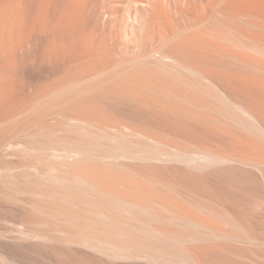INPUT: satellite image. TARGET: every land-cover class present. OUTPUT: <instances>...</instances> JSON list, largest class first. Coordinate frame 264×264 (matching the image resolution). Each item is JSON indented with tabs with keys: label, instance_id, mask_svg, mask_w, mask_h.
<instances>
[{
	"label": "bare ground",
	"instance_id": "1",
	"mask_svg": "<svg viewBox=\"0 0 264 264\" xmlns=\"http://www.w3.org/2000/svg\"><path fill=\"white\" fill-rule=\"evenodd\" d=\"M26 1L25 3H27ZM45 1H49V0H45ZM74 1H77V0H74ZM74 1L71 2L72 8L73 6L74 7L76 6L74 5ZM178 1L183 2L184 0H177L176 2ZM20 2H22V0ZM20 2H18L19 4H15L16 3L15 2L14 3L15 6L16 5L19 6ZM42 2H44V0ZM176 2H174L175 5H176ZM182 2H179L180 6ZM7 3L8 2H6V4ZM22 3L21 5H23ZM76 3L80 4V0H78V2H75V4ZM48 4L49 2H47V5ZM68 4H63V5H66L67 7ZM81 5H83V3ZM3 6L0 7V25L3 24L4 26V23H8L7 21L9 20L8 18L10 16L9 12L11 13L12 10L6 11L8 9L5 8V3ZM43 6H45L44 3H43ZM68 6H70V4ZM77 6L74 8L75 11L79 9ZM21 7L19 9H22ZM48 7L50 6L48 5ZM71 7H68L71 9V11L68 10L67 8L69 13L66 10L64 11L65 13L64 15L66 16L67 14L73 15V13H75L76 15L72 17H74L73 19H75L74 23L77 21V24L75 23L74 25L73 19L69 20L71 19V16L68 15L69 19L66 18V16H64L68 20V21L66 20L67 21L66 25H68V22L71 21V24H70L71 27L73 26L72 28H75L74 26L78 25L77 27L80 33L81 29H79L80 27L79 25H82L83 23L81 22L86 21V20H84L85 18L82 19L81 17H79L83 15L79 13V11L82 9H80L79 11L77 10V12H74V9H72ZM81 7L84 8L83 6ZM185 7L186 6L181 7V8L185 9ZM40 8L42 7H39V9ZM64 8L65 7H63V9ZM175 8H169V10L170 9L173 10ZM181 8L179 7L180 11H181ZM4 9H5V12H7L9 15L7 16V18H4V16L6 17L5 15L6 13L4 14V12H2L4 11ZM27 9L29 8H26L25 10L27 11ZM49 9L50 8H48V10ZM166 9H168V7H166ZM179 9L177 13L180 12ZM42 10H38V11L36 10V11L39 12ZM185 10L189 11L191 17L190 19L188 18L189 21L185 20L187 21V25L183 29L181 28V30L178 29L181 31V32L180 31L178 32H180L181 35H183L184 32H188V33L186 35L184 34L185 35L184 37L182 38L180 37L181 39L179 40V42H178L179 38H176V36H174L178 42L177 45L175 44L176 46L173 47L174 49H171L169 51H164L166 45L170 43L168 41L169 43L167 42L165 47L162 46V48H164L163 51L155 50V51L149 52L148 54V56L150 57L152 56V58L154 57L155 61L157 59V62L165 64L164 67L167 66V68H163L164 71L161 72V74H159L157 77H154V79L151 78L152 80L150 79L140 80L137 78V80L134 81L135 78L132 76V78L134 79H132L133 82L130 81L131 82L130 83V82H127L130 80L129 79L130 77H128V80L127 78H125L127 80L125 81L129 83V85L128 84H125L126 86L124 85L128 89L122 86V90H126V91L128 90L127 92L129 93L130 99L132 100V102L131 100H128V98H125V99H127L128 102L130 101L131 104L135 102L136 105L141 106V107L139 106L135 107V109L137 110L136 115L139 116V117L137 116L138 122L137 121H135L137 123L131 122L128 119L129 115H128V118L123 117L122 119L121 115L123 114H121L120 115L121 119L118 118L116 120L117 122L116 125L111 126L112 125L111 122L114 118L112 115L113 118L112 120H110L111 118L109 117L112 113L111 112L109 116L106 115V117L108 116L107 119L111 121V122L108 121L110 125L108 122H106L105 123L106 125H104L103 123L105 122L106 118H104L105 115L103 114H105L106 112L101 115L103 116L104 120L100 118L101 116L98 115V113H94V115L92 113H89V114H92L90 116L98 117L101 120L100 122L98 121L96 122L99 124H95L94 122L96 120L95 117H94L95 120L92 119L93 120L92 122L89 121L91 119L88 120V118H90L89 115L87 116L88 117L87 120L84 119L86 116L83 118V116L85 115V113L88 112V110L85 112L84 110H82V112L80 110V112L83 114V116L81 114L82 118L78 116L74 118L73 115H71L72 117L70 118H72V120L74 119L73 121L76 123L75 124L76 127L74 126V124L73 126L71 125L70 126L71 128L75 127L76 132H81L80 136L81 137L83 136V137L82 138L80 137L79 139H74V138L70 139L72 138V135L71 137L69 135L70 138L66 135L67 138L66 137L65 139L64 137L62 138V141L59 144L60 146L55 145V143H51L48 146L46 145L48 147L47 151L51 155V157L59 161L57 162V164L58 163L60 164L61 163L60 161H62L61 165H67L69 163V165L71 164L72 168L70 166H64L65 169L63 170L62 169L63 167L58 164L60 168L59 167L55 168V166L53 167L51 165L53 167L51 168V171L47 169L48 171L41 172L37 168L34 171L38 176H41L42 178L41 180H43L42 183L44 184V186L41 183L42 188H46L50 190L49 191L50 193L47 191L48 194L46 191H45L46 193L41 194L44 196V197L42 196L43 199L46 198V201L49 200L47 202H49L50 208L53 209L51 212L59 216L60 220L62 219L61 223L63 226L60 227V231L59 229L56 231L60 232V234L62 235L61 239L63 240L64 244L68 246H74V247L75 246L84 247L87 251L89 250V252H92L93 257L95 258L97 257L94 255V253L108 260L128 261L129 264H235L234 258L240 261H244V262L247 261V258H246L247 252L246 250L243 249V247L249 248V246H251V247L258 248L264 245V221L257 220V219H255L256 220L255 221L252 218L255 222L254 223L253 221L249 220L251 219L249 217H247V220L249 221L245 220L246 217L244 219H241L243 217L239 218L242 215H236L238 211H234V208H233V206L236 203L233 204L232 206L231 202L225 198L227 196H224L225 195L224 191L226 192L225 182H224L225 184L222 182H220L222 184H219L218 183L219 180L216 181L214 179L212 180L213 182H211L209 179H208L209 181H205L197 177L198 173H200L199 175L203 174L202 175L203 177L205 172L210 173V171L211 172L215 171L219 173L220 172L225 173L226 171L227 172L230 171V173H237L238 171L245 170L244 172L246 173L247 171L249 175H251L249 172L251 173L253 172V174L254 173L259 174V177L260 176L261 177L260 178L258 176L256 177H258V179H262V182L264 183V142H262L264 141V0H206V1L196 0V2L192 4L191 3L188 4ZM12 12H13L12 15H14V10ZM16 12L17 11L15 10V13ZM43 12L45 13L44 10L41 13ZM70 12H73V13H70ZM166 12H168V10ZM2 13L4 16L2 15ZM27 13H28L27 15H29V12ZM60 13H63V12L61 11ZM177 13L176 15H178ZM181 13H183V16H184L185 12L181 11ZM157 14L159 13L157 12ZM157 14L154 13V15H152V17H149V18L151 19L158 18L159 15L157 17L155 16ZM38 15L40 16V14ZM171 15H174V14H171ZM1 16L3 17L1 18ZM21 16H23V13L21 14ZM56 16L60 17L58 15ZM75 16L78 17L77 20H76L77 17L75 18ZM167 16H169V14ZM26 17L25 18L28 19V16ZM62 17L63 16H61V18ZM23 18L21 17L19 19V22L24 23L21 20ZM1 19L3 21L7 19V21L5 20L6 22L2 23ZM36 19L39 20L40 18H36ZM49 19H53V17L51 16L50 18L49 16ZM41 20H43V17L41 18ZM55 20H59L58 23H55L53 20L55 25H53V27L49 25V27L43 28L44 31L46 30V28L47 30H49L50 27H52V29L54 28V30L59 29L56 27L59 25V22L61 19H55ZM62 20H61L62 23H60L61 25L64 24L63 22L65 19H62ZM154 20L155 19L152 20V23ZM48 21L50 23V21L52 20H48ZM78 21H80L81 24H79ZM168 21L170 24H172L173 19L171 18ZM14 23L17 24L18 21ZM20 24L21 23H18L17 25H20ZM25 24H28V22H26ZM25 24H22L20 26H24ZM40 24L41 23H39L38 26H40L41 28ZM44 24L42 23L43 27L45 26ZM56 24L58 25L56 26ZM153 24H155V22ZM170 24H168L169 27H170ZM17 25H14V27L12 26L11 29L18 28ZM33 26L34 25H32V27ZM62 26H65V24ZM90 26L92 27L93 25H90ZM1 27L0 29L6 28V27L5 28L4 27L1 28ZM65 27L67 28V26ZM23 28L25 29V26ZM28 28L31 29L30 27ZM66 28H64V30ZM88 28L89 27H87V29ZM7 29H10V28H7ZM60 29L62 32H64L62 27ZM60 29L58 30V33ZM71 29H67L65 32L67 33ZM20 30L17 31V34L20 32ZM25 30L27 31V32L25 31L26 33L30 31V30L28 31L27 28ZM78 30H76L75 28V32H78ZM165 30L166 29L160 32V35L163 36L164 38H165V34H167L166 33L167 30L166 31ZM13 31H16V30L13 29L12 32ZM85 31H83V33ZM90 31L92 32V30H89V33ZM7 32H9V30ZM36 32L37 34H39V31H35L34 33ZM71 32H73V29L71 30ZM174 32H176V30ZM178 32H176V34ZM0 33H2L1 30H0ZM23 33L22 31L19 33L20 37H21V34ZM55 33L59 37L60 33L59 34H57V32ZM6 34L5 36H7ZM17 34L16 35L14 34V35L18 36ZM74 34H75V37L79 35V34L76 35V33ZM84 34L86 35L87 32H85ZM53 35H51L50 38ZM61 35L63 36V34ZM66 36H69V35H66ZM1 37L3 38V36ZM11 37H10V40H11ZM75 37L73 36L72 38L75 39ZM81 38H80V41H81ZM53 39H51V41H53ZM73 39L70 41L68 38V40L70 41L69 43L71 44L69 43L65 44L64 42L66 40L63 41V43H61L63 39L60 40L61 42L58 41L59 44H57V41H56L55 44L57 45H55V48H54V42H55L54 40L52 48L55 51L52 48H50V51L53 50V54L54 52H57L58 54L60 52L59 55H61V53L66 54V52L71 54L72 49H74L72 48L73 45L74 44H75L74 46L78 45L76 44L78 40L74 42ZM84 39H86L85 36H84ZM84 39L82 38V40ZM88 39L89 38H87L86 40ZM166 39L165 40L162 39L164 41L161 43L164 44ZM172 39H173V36H172ZM7 40H9V38L4 40V42ZM19 41L20 40L18 36V41L16 42H19ZM99 41L100 43L105 42V40L104 41L99 40ZM1 42H3V40H1ZM10 42L8 43L11 46ZM87 42L88 41H86L85 43ZM22 43L23 42L21 43L19 42L17 44H14V45L12 44V45L13 46L16 45V47H18L17 45L22 44ZM72 43L74 44L72 45ZM100 43L98 47H97V44L95 46L96 48L101 47L103 50L105 48V47L103 48L105 43L104 45L102 44L103 46L102 45L100 46ZM0 44L2 45V43ZM50 44H52V42ZM47 45L49 46V44H46L45 46ZM85 45H88V43ZM91 45L93 46V43L90 44V46ZM168 47L170 46H167V48ZM0 48L3 49V47H0ZM7 48L8 47H6L5 49L7 50ZM76 48L78 49V47H75V49ZM8 49L10 50V47ZM57 49H59V52ZM82 49H86V48H82ZM93 49H94V46L92 50ZM94 50L96 52V49ZM100 50L99 52L101 54ZM104 50L106 51L107 49H104ZM4 51L2 50V52ZM48 51L49 49L47 50V52ZM78 52L83 53L82 51H79V49H78ZM84 52H85L84 54L91 53L89 52V50L87 53L86 51ZM44 53H46V51ZM57 53L56 55H58ZM47 54L48 55L50 54V58L54 57L55 55L54 54L51 56L52 53L50 52ZM65 54L64 55L62 54V55L65 56ZM69 54H66V55H69ZM89 54L88 56L87 55L86 56L90 57ZM3 55H6V54L4 53ZM63 56L59 58L62 60V58H64ZM71 56H73V54ZM93 56L95 55H92V57ZM55 57L58 60V57L57 56ZM74 57L73 59H75ZM87 57H84V58H87ZM150 57H147L148 58L147 63H149ZM94 58L96 59V57ZM87 60L88 59H85V61ZM77 61H79V58ZM104 61L105 60H103V62ZM128 61H129V58L126 62ZM91 62L92 61H90L89 64H85V63L84 64L86 66H89L90 64L91 65L93 64ZM122 62L124 63V59L122 60ZM116 63L119 64V62H116ZM99 64H103V63L99 62ZM138 65H141V64H138ZM107 66L109 65L107 64ZM107 66L103 65L102 67L105 68ZM112 66L114 67V64ZM120 66H121V63H120ZM120 66H115L116 67V68L114 67L115 70L123 68ZM145 66H147V64ZM83 67L82 69L80 68L82 71L83 69H86L85 66ZM110 67L108 68L110 69ZM117 67H120V68H117ZM127 67L123 69L127 70L126 69ZM137 67L135 68L138 69ZM98 68H99V72H102L100 71V66ZM81 70L79 74L81 73ZM138 70L141 71V69H138ZM78 71L79 70H77V72ZM105 71L107 70H103V72ZM136 71L137 70H135V72ZM133 72L134 71H132L131 74ZM120 73H117V74L120 76ZM136 73H138V71ZM144 73L139 72L138 74H144ZM150 73L145 74V75H147V77L148 76L153 77L154 76L153 73L152 75H149ZM90 74L91 75L93 74L92 77L95 75V73H90ZM190 76L194 77V79H191ZM81 79L83 81V78ZM1 81H2L1 83L3 84V80ZM106 82L104 84L103 83L102 84L97 83V84L99 85L101 84L102 86L103 85L105 86ZM2 84H0V90L4 91V89L1 88ZM7 84H10V83H6V86L10 88V86H8ZM77 84H75L76 86L75 85L74 86L77 87ZM108 84H110V82L107 83V85ZM65 85L67 86V83ZM119 85L120 84H118V87L120 89L121 86ZM69 87L67 86L66 88H69ZM92 87H94V85H92ZM92 87H89V88L92 89ZM101 87L99 86L100 88L99 90L102 91ZM107 87L108 86H106V88ZM66 88H62V89H66ZM10 89H14V88H10ZM85 89H84V92H85ZM72 90H74V88H71V91ZM95 90L97 89H94V91ZM112 90H109V91H112ZM106 91L107 90H105L104 93H106ZM15 92L16 91H14V93ZM68 92L70 91L67 90V93ZM90 92L91 94H94L93 91H90ZM96 92L98 93L99 91H96ZM118 92L115 94H118ZM2 93L4 94V92ZM2 93L0 91V94ZM10 94L8 95L10 96ZM15 95H17V93H15ZM87 95H90V94H87ZM14 97L12 98V100L14 99ZM102 97L104 96H101V98ZM112 97L114 99L113 95ZM121 97L124 98L125 96L120 95L117 98L118 99L120 98L122 100ZM68 99L71 100L69 97ZM92 99H96L95 96ZM125 99L123 100L126 102L125 103L126 105L127 101ZM83 100H82V103H83ZM96 100H91V101L93 102ZM121 100H118V101L121 102ZM105 101L106 100H104V104L107 103V102L105 103ZM130 102H129V109L134 104L133 103L131 105ZM87 103L89 104V102ZM115 103L116 102H114V104ZM12 104L14 103L12 102ZM4 105L6 106L5 103ZM80 105H79V108L83 104L81 106ZM121 105H124V104H121ZM88 106L90 108V105ZM102 106L104 105L101 104V108ZM113 106L115 108V105ZM104 107L102 109L106 110L107 107L105 108ZM0 108H2V106ZM118 108H117V111H118ZM113 109L111 108L110 110L113 111ZM143 112H145V114ZM16 113L14 112L13 114L12 112L11 114L14 116V115H17ZM22 113H19V114H22ZM99 114H101V112ZM132 115L134 114L132 113ZM142 115H150V116L157 115L159 118L162 117L163 119L158 118L159 121L157 120L155 121L152 119L153 121H155L154 122L155 127H157L156 125H158L159 129L157 128L154 129V127H149L151 124L149 125L147 124L148 122L146 123L143 121H147V120L149 121L150 119L148 118L146 119L145 117L147 116L143 117ZM15 117L16 116L12 118H15ZM24 117L25 116H23V118ZM2 118H3V115H2ZM8 118L6 117V119ZM18 118H21V116L15 119L17 120ZM164 118L168 119V122L170 123H166L167 121L166 119L164 120ZM134 119L136 118L134 117ZM154 119H157V118L155 117ZM9 120H7V122ZM152 120L150 122H152ZM17 121H20V120H17ZM171 121L175 123L172 122L171 124ZM1 122L3 123L5 122V120L3 119V121L1 120ZM89 127L92 128L91 129L92 131L89 130L90 129ZM236 127H238V129ZM94 130H97V131H94ZM108 130H112V133H110V131L108 132ZM75 136H76V133H75ZM11 142L13 141L11 140ZM10 143L8 144L6 142V144H8V148L10 147V149L12 148L16 150L18 147L20 146L22 147V145H25V143L22 144L21 142H19L21 143V145H19V143L15 144V142H13V145ZM24 148L25 146H23V149ZM10 152H12V150H10ZM66 167H67V170H66ZM5 168L8 169L7 167ZM1 169H0V175L2 176L5 172V171L3 172L2 170H5V169H2V170ZM60 169H62V171ZM8 171H9L8 173H11L10 170ZM161 172L162 174L160 176H166L164 179H159L157 177L158 175L156 176V174L161 173ZM219 173H217V175ZM225 174L227 175V173ZM234 175L235 174H233V176L232 175H229V176H231L233 179ZM1 176L0 178H2ZM218 178H219V175H218ZM38 180H36V182ZM226 182L228 183V181ZM198 186L200 188L197 189ZM233 187L235 186H232V188H229V189L231 190L233 189ZM36 190H33V191H36ZM228 191L229 190L227 189V192ZM38 192L39 190L37 191V193ZM37 197L41 198L40 195ZM43 204L44 203H42V205ZM46 206L44 207L47 208L48 206L47 207ZM49 211L47 210V212ZM44 212L47 213L46 210ZM48 214L50 215V212ZM57 216H56V219H57ZM62 227L64 228L73 227L75 228V230L79 229V230H85V231H90V232L100 231V232H104L106 236L104 237L103 236L104 234H103L102 236L104 238L99 237V235L95 237L96 235L94 236L90 234H81L80 231L70 232L69 229L67 231L65 230L66 232H62L64 231L63 230L64 228ZM253 227H255L256 229L255 228L252 229ZM41 233L42 231H35V230L32 231L31 230L30 232H27L25 234L27 235V237L30 236L34 239L36 238L39 240L43 239V241H45L49 235L46 236L45 233L44 234L43 233L41 234ZM59 236H57L58 239L60 238ZM50 240H51V237L50 239L48 238V241ZM62 240L60 242H62ZM251 255H253V258H257L258 260L257 262H259V258L254 253H251Z\"/></svg>",
	"mask_w": 264,
	"mask_h": 264
},
{
	"label": "rangeland",
	"instance_id": "2",
	"mask_svg": "<svg viewBox=\"0 0 264 264\" xmlns=\"http://www.w3.org/2000/svg\"><path fill=\"white\" fill-rule=\"evenodd\" d=\"M3 1L5 3V8L8 9L6 11H10V10L13 11L14 10V15H12L13 12L11 11V13L9 12V15H10L9 16L8 13L5 12V9H4V11H2V12H4V14L6 13L5 14L6 17L3 15V13H2V15L4 16V18H7V16H9L8 19L10 20V22H9V20L7 21V19H5L8 23H4V26H3V24L0 25V27L2 26L1 28L6 27L5 29H0L2 32V33H0V39L3 40V42H1V40H0V43H2V45L0 44V47H3V49L0 48L1 49L0 55H2V56H0V84H2L1 80H3V84H5V85L2 84L3 86L1 85V88L4 89V91L0 90L1 93L4 92V94L3 93L0 94L1 95L0 96V107L2 106V108H0L1 109L0 110V119L2 121H3V119L5 120V122H3V123L0 120V127H1V129H0V146L2 145L0 147V166H1L0 169L1 168L5 169V170L1 169L3 172L4 171L5 172H4V174L2 172V174H3L2 176L0 175L3 178V179L0 178V264H129L128 261L108 260V259H105L104 257L94 253V255L97 257V258H95V257H93L92 252H89V250L87 251L84 247H81V246H78V247L75 246L74 247V246H68V245L64 244L63 240L61 239L62 235L60 234V232L56 231L58 229L60 231V227L63 226L61 223L62 219L60 220L59 216H57L51 212L53 209L50 208L49 202H47L49 200L46 201V198L43 199L44 196L41 194H44L47 191L49 192L50 190L46 189V188H42V185L44 186V184L42 183L43 180H41L42 179L41 176H38L34 171L36 168L39 169L41 172H45L48 170L51 171V168H53L54 166L56 168L62 164V161H60L61 163L60 164L58 163L59 164L58 165L57 162H59V161L57 159L51 157V155L48 153V151H47L48 147L47 146L49 144L55 143V145H59L60 142L62 141V138L64 137V139H65V137L67 138V136L69 137V135H70V137L72 135V138L69 137L70 139H73V138L79 139L81 137L80 136L81 132L75 131V129H76L75 124L76 123L73 121L74 119L72 120V118H70V117H72L71 115H73L74 118H76V116L82 118V116H83V114L81 113L82 110H84V112L88 110V112L85 113L83 118L86 116L84 119L87 120V118H88L87 116L89 115L90 118H88V120L91 119V120H89L90 122H92L96 118V120L94 122H95V124H99L96 122L97 121L100 122L101 120L98 117L94 116L95 117L94 118L90 115H92V114L94 115V113H98V115L101 116L103 113L106 112L107 114L106 113L103 114V115H105L104 118H106L105 122L103 124L106 125L105 123L109 121L107 118L110 115V113L112 112L110 117H109V118H111L110 120H112V118L114 117L112 120L113 123L111 121H109L112 124L111 126L116 125V123H117L116 120L118 118L119 119H121V118L123 119V117L128 118V115H129L128 119L131 122H133V123L138 122L137 120H138L139 116L136 115L137 110L135 109V107L139 106V105H136L135 102H133L134 104L132 103L133 105L131 104L132 100L130 99V95L127 92L128 90L127 91L122 90V86H124L125 84L129 85V83H127V82H130V81L133 82L132 79H134V78H135L134 81L137 80V78L140 80H142V79L143 80H149V79L152 80V79H154V77H157L159 74H161V72L164 71L163 68H167V66L164 67L165 64L157 62V59L155 61L154 57L152 58V56L150 57V56H148V54H149V52H152L155 50L163 51L164 48H162V46L165 47V45L167 44L168 41L170 43L168 42L169 44L166 45L164 51H169L171 49H174L173 47L177 45L179 40L188 33V32H184L185 35L184 34L181 35V33H180L181 28L183 29L187 25V21H185V20L189 21V19L191 17L189 11H187L185 9L187 8L188 4H190V3L192 4V3L196 2V0L195 1L194 0H192V1L188 0V2H187V0H184L183 2L182 1L176 2L177 0H80V4H77V3L75 4V2H78V0L77 1L67 0L68 2L66 0L65 1L64 0H49V1L44 0V2H42L43 0L42 1L40 0V2H39V0L38 1L37 0H34V1L30 0L32 2L25 0L27 3H25V1L22 0V2L25 3V5H24V3L20 2L21 0L20 1L19 0H12V1L11 0H9V1L8 0L7 1H5V0L1 1L0 0V7L4 5ZM73 1H74V5H76V6L78 5L77 6L79 8V9H77L78 11L80 9L83 10V11L80 10L79 13L83 14L84 16L83 15L79 16V14H78V16L81 17L82 19L85 18L84 20H86V21L81 22V23H83L82 25H79L81 27V28L79 27V29L82 30V32L80 30V33H79V30L77 27L78 25L74 26L76 28V30H78V32H75V28H72L73 26L71 27V25H70L71 21H69L70 23L68 22V25H66V23L68 21L66 18H68L69 14L66 13L67 16L64 15L65 14L64 11H66L68 7H71V2H73ZM204 1H206V0H204ZM6 2H8V3L6 4ZM18 2H20V5H19L20 7L23 6V7H21L22 9H19L20 7L18 5L15 6V4H19ZM37 2H39V3H37ZM47 2H49L48 5L50 7H48ZM81 2L83 3V5H81L82 4ZM174 2H176V5L174 4ZM179 2H182L181 6H180ZM21 3L23 5H21ZM43 3L45 6H43ZM68 3L70 4V6H68L69 5ZM186 3H187V5H186ZM63 4H68V5L66 7V5H63ZM38 5H40V6H38ZM81 6H83L84 8H82ZM184 6H186L185 9L181 8ZM39 7H42V8L39 9ZM47 7L50 9L48 10ZM63 7H65L66 9L65 8L63 9ZM75 7L73 6V8L72 7L71 8L74 9ZM166 7H168V9H166ZM179 7L181 8L182 12L183 11L185 12L184 16H183V13H181ZM26 8H29V9H27V11H26L25 10ZM154 8H155V10H154ZM169 8H175V9H173L174 11L176 10L175 13L172 9L169 10ZM42 9L45 11V13L44 12L41 13L43 11ZM178 9L180 12L177 13ZM182 9H184V10H182ZM15 10L17 11L16 13H15ZM18 10L20 11V13ZM36 10L37 11L42 10V11H39L40 12L39 13ZM68 10L71 11L70 8H68ZM68 10H67V12H68ZM77 10L75 11V9H74V12H77ZM156 10H158V11H156ZM167 10H168V12H166ZM61 11L63 13H60ZM186 11H187V13H186ZM21 12L23 13V16H21V14H22ZM27 12H29V15H27L28 14ZM30 12H32V13H30ZM157 12L159 14H157ZM165 12L168 13L169 16H167L168 14H166ZM35 13L37 16L35 15ZM70 13H73V12H70ZM151 13H153V14H151ZM154 13L157 14V15H155L156 17L159 15L158 18H153V19L158 21L157 22L154 20L153 23L155 22V24L152 23L153 19L149 18V17H152V15H154ZM176 13L178 15H176ZM18 14H20V15H18ZM38 14H40V16ZM61 14H63V15H61ZM171 14H174V15H171ZM56 15H58L60 17H57ZM74 15H76V14L73 13V15H69V16H71V19H69V18L68 19L72 20L74 18L72 16H74ZM3 16H1V18ZM12 16H13V18H12ZM19 16H21L22 18L24 17L23 18L24 20L21 19L24 23L19 22V19L21 18ZM26 16H28V19H26L27 18ZM41 16L43 17V20H41V18H42ZM49 16H50V18L52 16L53 19H49ZM61 16H63V17L66 16V18L65 17L61 18ZM76 17L77 16H75V18ZM168 17H169V19H168ZM16 18H18V19H16ZM36 18H40V19L38 20ZM171 18L173 19L172 24L175 23L176 25L175 24L172 25L169 23L168 20H170ZM55 19H61V20L65 19L63 23L65 24V26H67V28H66L65 26H62L64 24H62V25L60 24V23H62L63 20L62 21L60 20V22H59V25H61V26H59L58 24H56V26L58 25L57 27L54 26V27L59 28V29L62 27L63 30H64V28H66L64 30V32H62L60 29V31H61V32L59 31V33H60L59 37L61 36L60 38L55 33V32H57V34H59L58 33L59 29H55V30H54V28L52 29L53 25H55V23H58V21H59V20H55ZM77 19H78V17L76 18V20ZM5 20L3 21L1 19V22L2 23L6 22ZM16 20L18 21V23H21L20 25L28 22V24H25L24 26H25V29L27 28L28 31L30 30L29 31L30 33L29 32L26 33L27 31L23 28L24 26H20V25H17L18 23L17 24L14 23V22H17ZM48 20H52V21H50V23H49ZM53 20L55 23L53 22ZM33 21H35V22H33ZM74 21H75V19H73V23H74ZM29 22H30V24L33 22L31 24V26H30ZM39 23H41L40 24L41 28H40V26H38ZM42 23L43 24L45 23L44 27L42 26ZM75 23L77 24V21ZM75 23H74V25H75ZM78 23L81 24L80 21H78ZM5 24H7V25H5ZM168 24H170V27ZM14 25H17L18 28H16V29L12 28L11 29V27L12 26L14 27ZM32 25H34V26L32 27ZM49 25L52 26L49 28V30L51 29L50 32H49V30H47V28H46L47 31L46 30L44 31L43 28L49 27ZM85 25H87V26H85ZM90 25H93L92 27H94V28H92ZM17 26H15V27H17ZM35 26L37 27L38 30L36 29ZM20 27H22V28H20ZM28 27H30L32 30L29 29ZM34 27H35V29H34ZM87 27H89L88 28L89 30H92V32L90 31L91 34L89 33V30L87 29ZM7 28H10V29H7ZM71 28L73 29V32L76 33V35L79 34L78 36H76L77 39L75 37V34L73 32H71V30H72ZM13 29L16 31L12 32ZM17 29H19L20 32L22 31V33L24 32L23 34L25 36L23 34H21V37H20V35H19L20 32L17 34V31H19ZM40 29H42V30H40ZM67 29H71V30H69V32L66 33L65 31ZM164 29L167 30V31L165 30L167 33V34H165V38L160 35V32L164 31ZM174 29L176 30V32L180 31V32H178L179 35H178V33L176 34V32H174L175 31ZM178 29H180V30H178ZM8 30H9V32H7ZM35 31H39L40 35L37 34V32L34 33ZM40 31H41V33H40ZM51 31H52V33H51ZM83 31H85V32H87V34L88 33L89 34L88 35L86 34L87 35L86 36L84 34L85 32L83 33ZM6 32H7V34H6ZM50 33H51V35H53V34H55V35H53L50 38V36H51ZM182 33H183V31H182ZM5 34L7 36H5ZM14 34L15 35L17 34L19 36V40H20L19 42L20 43L23 42L22 44H18L17 45L18 47H16V45L13 46L14 44L19 43V42H16V41H18V36H15ZM61 34H63V36ZM80 34H81V36H80ZM66 35H69V36L71 35L72 37L74 36L76 40L73 39L71 36L69 37ZM82 35H83V37H82ZM90 35H92L94 37H92ZM177 35H178V37H177ZM1 36H3V38ZM22 36H24V37H22ZM54 36H56L57 39ZM84 36L86 39L89 38L90 40L84 39ZM172 36H173V39H172ZM174 36H176V38H179L178 42ZM10 37H11V40H10ZM53 37H54V39H53ZM81 37L85 41L82 40ZM4 38H6V39L9 38V40L12 41L13 43L10 42L9 40L4 42V40H6ZM15 38H17V39H15ZM58 38H59V40H58ZM68 38L70 41L73 39L74 42H76L78 40L76 43L78 45L74 46L75 44L72 43V45L74 44L72 47V48H74V49H72V53L69 54L66 52V54H69V55H66L65 53H61V55H59L60 52H59V49H57L59 54L57 52H54V54H55L54 55L53 54L54 49L52 48L54 40H55V42H54V48H55V45L59 44L58 41H60L62 39H63L62 42L60 41L61 43H63V41L66 40L64 43L68 44L70 42L68 40ZM80 38H81V41H80ZM168 38H170V39H168ZM51 39H53V41H51ZM162 39H164V40L166 39V41H165L166 43L164 42V44H162L161 42L164 41ZM44 40L49 42V43L45 42ZM99 40H102V41L105 40V42H104L105 45H104V43H100ZM56 41H57V44H55ZM86 41H88L87 42L88 45H85V44H87V43H85ZM8 42H10L11 46L9 45ZM14 42H16V43H14ZM51 42H52V44H50ZM94 42H95V44H94ZM92 43H93L94 49H96V52L94 49L92 50L93 46L92 45L90 46V44H92ZM99 43H100V46L103 44L104 45V46L102 45L103 48L105 47L104 49H107V50L105 51L103 49L104 50L103 51L101 47L96 48L95 45L97 44V47H98ZM46 44H49V46L50 45L51 46L50 47L48 45L45 46ZM69 44H71V43H69ZM80 44H82V45H80ZM7 45H9V46H7ZM171 45H173V46H171ZM82 46H84V47H82ZM86 46L88 47V49ZM167 46H170L171 48L170 47L167 48ZM6 47H8V48L10 47V50L12 52L8 48L6 50L5 49ZM11 47H12V49H11ZM75 47H78L79 51H82L83 53L78 52V49L77 48L75 49ZM89 47H91V48H89ZM50 48H52L53 50L51 49L52 51H50ZM82 48H86L87 50L82 49ZM48 49H49V51L47 52ZM97 49H98V51H97ZM2 50L3 51L5 50V51L2 52ZM88 50H89V52H91L90 54L88 53L90 57H87L88 54H84L85 53L84 51H86V53H87ZM99 50L101 51V54H100ZM6 51H7V53H6ZM45 51H46V53H44ZM92 51H93V53H92ZM9 52H10V54H9ZM49 52L52 53L51 56L52 55H54V57L57 56L58 60L56 59V57L55 58L51 57L52 58L51 59L50 54L49 55L47 54ZM94 52H95V54H94ZM144 52H146V53H144ZM4 53L6 55H3ZM56 53L58 55H56ZM96 53L99 56H97ZM62 54L63 55L65 54V56H63ZM72 54H73V56H71ZM81 54H83V55H81ZM91 54L95 55V56L92 57ZM47 55H48V57H47ZM62 56L64 58H62V60H61L60 58ZM69 56H70L71 60H70ZM83 56L87 57V58H84ZM73 57L75 59H73ZM94 57H96V59ZM143 57H145V58H143ZM147 57H150L149 63H147L148 62ZM78 58H79V61H81V60L82 61L81 62L77 61ZM128 58H129V61L126 62L128 60ZM85 59H88V60L90 59V60L89 61L87 60L88 61V63H87V61H85ZM123 59H124V63L122 62ZM125 59H127V60H125ZM95 60H96V62H95ZM103 60H105L104 61L105 63L103 62ZM139 60H141V61H139ZM75 61H76V63H75ZM90 61H92L91 63H93L94 65L92 64L93 65L92 66L90 64L89 66H86L85 64H89ZM142 61L143 62L145 61L147 66H145L146 65L145 62L143 63ZM61 62L62 63L65 62V63L62 64ZM82 62H84L85 64ZM99 62L100 63L102 62L103 64H99ZM116 62H119V64H117ZM120 63H121V66H120ZM122 63H123V65H122ZM125 63H126V65H125ZM82 64L86 68V69H83V71L85 70L84 73L81 70L83 67ZM107 64L109 66H107ZM113 64H114V67L120 66V67H123L124 69H125V67H127V66L128 67L126 68L127 70H124L123 68H120V67H117L120 69L115 70L116 67L114 68L112 66ZM138 64H141V65H138ZM158 64L161 66H159ZM103 65H105L107 67L104 68V67H102ZM137 65H138V67H137ZM157 65H158V67H157ZM90 66H92V67H90ZM99 66H100V71H102V72H103V70H107V71H105L103 73L99 72V68H98ZM108 67H110V69ZM135 67H137L138 69H141V71L136 69ZM93 68L96 70H94ZM143 68H145V69H143ZM150 68H151V70H150ZM77 70H79V71L77 72ZM80 70H81V73L79 74ZM87 70H89V71H87ZM135 70H137L138 73L139 72L140 73L145 72V73L144 74H138V73H136L137 71L135 72ZM143 70H144V72H143ZM132 71H134L136 73V74L134 72L132 73L135 76L131 74ZM113 72H115V73H113ZM90 73H95V75L92 77L93 74L91 75ZM117 73H120V76ZM127 73H129L131 76ZM148 73H150L149 75H152V73H153L154 76L153 77L148 76V77H150V78H148L147 75H145ZM124 74H126V75H124ZM90 75H91V77H90ZM132 76L134 78H132ZM84 77H86L87 79ZM128 77H130L129 81H127ZM81 78H83V81H85V82H83ZM112 78H113V80H112ZM125 78H127V80ZM79 79H81V80H79ZM191 79H194V77H191ZM79 81H81L83 83H81ZM106 81H108V82H106ZM68 82H70V83H68ZM105 82H106L105 86L104 85L102 86L101 84L102 83L104 84ZM109 82H110V84L107 85V83H109ZM6 83H10L7 85L10 86V88H14L15 90L7 87ZM66 83H67L68 87L70 86L69 87L70 90H69V88H66L67 87L65 85ZM71 83H73V84H71ZM97 83H101V84L99 85ZM114 83L120 84L119 86H121L120 87L121 90L119 89L118 84H116L117 85L116 86ZM75 84H77V87H75L76 86ZM71 85H73V86H71ZM92 85H94V87H92ZM98 85L100 87L102 86L103 88L104 87L105 88L103 89L101 87V89H102V91H101V90H99L100 88ZM110 85L112 86L113 90H112ZM87 86L92 87V89L94 88L97 90L94 91V89L92 90L91 88H89ZM97 86H98V88H97ZM106 86H108V87L106 88ZM59 87L61 89L62 88H66V89L61 90ZM71 88H74V90L71 91ZM83 88L84 89L86 88L85 92L87 94H90V95H87L84 92ZM125 88L128 89L127 87H125ZM87 89H89L90 91H93L94 94H91V92ZM13 90L16 91L15 93H17V95H15ZM67 90L70 91V92H68L69 95L67 93ZM82 90H83V92H82ZM103 90L104 91L105 90H107V91L112 90V91H109V92L106 91V93H104ZM6 91H7V93H6ZM96 91H99V92L97 93ZM88 92H90V93H88ZM102 92L104 95L102 94ZM117 92H118V94H115ZM122 93H124V94L126 93V94L124 95ZM127 93H128V95H127ZM8 94H10V96ZM85 94H86V96H85ZM119 94L121 96H125V97L124 98L121 97L122 100L120 98L118 99L117 97L120 96ZM100 95L104 96V97L101 98ZM112 95L114 96V99H113ZM79 96H80V98H79ZM94 96L97 100L92 99ZM13 97H14V99L12 100ZM68 97L71 100H69ZM84 97H85V99H84ZM125 98H128V100H131V102L130 101L129 102L132 105V107L134 106L133 108L130 105L131 108L129 109V102ZM101 99H103V100H101ZM123 99H125L127 101L126 105H125L126 102ZM82 100H83V103H82ZM91 100H96V101L92 102ZM104 100H106L105 103L107 102L106 104L108 106L106 104H104ZM118 100H121V102ZM85 101L89 102V104ZM90 101H91V103H90ZM113 101L116 103L114 104ZM12 102L14 104H12ZM101 102H103V103H101ZM1 103H2V105H1ZM4 103L6 104V106L4 105ZM79 103L81 105L83 104L82 106L84 108ZM100 103L102 105H104L105 107H107L106 110L102 109L104 106H102V108H101ZM110 103H111V105H110ZM93 104L95 106L96 105L97 106L95 107ZM112 104L115 105V108ZM121 104H124V105H121ZM9 105H10V107H9ZM79 105L81 106L80 108H79ZM88 105H90V108ZM109 105L112 107H110ZM124 106H126L128 109ZM87 107H88V109H87ZM139 107H141V106H139ZM111 108L112 109L114 108L113 111L110 110ZM117 108H118V111H117ZM101 109H102V111L103 110L104 111L102 112ZM123 109L124 110L127 109V110L124 111ZM22 110L25 112H23ZM80 110H81V112H80ZM128 110H129V112H128ZM90 111H92V112H90ZM98 111H100L101 114H99L100 112H98ZM12 112H13V114H14V112L15 113L17 112L16 114L19 115V116L14 115V116H16L15 118L21 116L22 119L18 118L17 120H20V121H17L15 118H12V117H14L11 114ZM19 113H22V114H19ZM89 113H92V114H89ZM132 113L134 115H132ZM143 113L145 114V112H143ZM81 114H82V116H81ZM121 114H123V115H121ZM130 114L132 115V117L134 116L136 119H134V117L132 118ZM2 115H3V118H2ZM106 115H108V116L106 117ZM112 115H113V117H112ZM23 116H25V117L23 118ZM142 116L143 117L147 116L145 118L150 119L149 121L148 120L143 121L146 123L148 122L147 124H149V125L151 124L150 126L148 125L149 127H154V129H156V128L159 129L158 125H156L157 127H155L154 122L156 120L159 121V119H161L162 117L159 118L157 115L156 116L155 115H151V116L150 115H142ZM6 117L7 118L9 117V118L6 119ZM155 117L157 119H154ZM69 118L71 121L69 120ZM100 118L103 119V116H101ZM9 119H11V120H9ZM152 119L155 121H153ZM165 119L166 118H164V120ZM7 120H9V121L7 122ZM151 120H152V122H150ZM164 120H163V122H164ZM172 120H174V119H172ZM135 121H137V122H135ZM166 121H165L166 123H170V122H168V119H166ZM172 122L173 121H171V124H172ZM70 123H72V124H70ZM152 123H153V125H152ZM173 123H175V122H173ZM73 124L75 126V127H73L74 129L71 128V126H73ZM3 125H5V126H3ZM109 125H110V123H109ZM107 126H108V124H107ZM175 126H176V124H175ZM236 128L238 129V127H236ZM91 129L92 128H90L89 130H91ZM94 131H97V130H94ZM109 131H110V133H112V130H108V132ZM73 133H74V135H73ZM75 133H76V136H75ZM251 136H253V135H251ZM11 140L13 142H15V144L21 142L22 144L25 143V145H22V147L20 146L21 148L18 147L21 151L17 148V150H18V152H17L16 149H12V148L10 149V147L8 148V144L11 142ZM16 140L19 142H17ZM6 142L8 144H6ZM13 142H11L10 144L13 145ZM262 142H264V141H262ZM4 143L6 144V146ZM21 143H19V145H21ZM3 144H4V146H3ZM23 146H25L24 149H23ZM37 147H38V149H37ZM35 149H37V150H35ZM10 150H12V152H10ZM14 151H16V152H14ZM55 163L57 164V166ZM61 166L63 167V168L61 167L63 170L65 169L64 166H70L72 168L71 164L69 165V163L67 165H61ZM5 167H7L8 169H6ZM33 168H34V170H33ZM62 169H60V170L62 171ZM8 170H10L11 173H8L9 172ZM66 170H67V167H66ZM244 171L245 170H243V171L241 170V171H238L237 173H230V171H228V172L226 171L225 173H227V175L223 172L219 173V172H215V171L214 172L210 171V173L209 172H205V173L203 172L204 173L203 177H202L203 174L199 175L200 173H198L197 177H199L201 180H205V181L210 180L211 182H213L212 180H214V179L216 181L219 180V182H218L219 184H222L225 182L226 184L225 183L224 184L226 187V192L224 191V194H225L224 196H227L225 198L231 202L232 206H233V204L236 203L235 204L236 206L234 205L233 208H234V211H238V213L236 215H242L240 217L238 216L239 218L243 217L241 219H244L246 217L245 220H247V217H249L251 219H249V218L248 219L253 221V222L255 219L264 221V216H263L264 215V209H263L264 208V183L262 182V179H258L259 174L254 173L255 174V176H254L253 172L252 173L249 172L251 174V175H249L247 173V171H246L247 174ZM217 173H219L218 174L219 178H218ZM161 174H162V172L156 174V176L158 175L157 177L159 179H164L166 176H160ZM233 174H235L236 176L234 175V178L232 179V177L229 175L233 176ZM256 176H258V177H256ZM36 180H38V181L36 182ZM226 181H228V183ZM220 182H222V183H220ZM37 183L40 185H38ZM41 183H42V185H41ZM229 183H230V185H229ZM231 184H232V186H235V187H233V189L230 190L229 188H232ZM36 188H37V190H36ZM198 188H200V187L198 186L197 189ZM41 189H43V190H41ZM227 189L230 192L229 191L227 192ZM33 190H36V191H33ZM38 190H39V192H38L39 194L37 193ZM48 192H47V194H48ZM35 193H37V194H35ZM226 194H228V195H226ZM232 194H233V196H232ZM39 195L41 196L42 199L40 197L39 198L37 197ZM40 201L42 203H44L43 204L44 206H46V204L48 203L47 204L48 207L46 206L47 208H45ZM44 209L46 210V212H47V210L48 211L50 210L49 211L50 215L48 214L49 212L45 213ZM235 209H237V210H235ZM56 216H57V219H56ZM58 219H59V221H58ZM249 220H247V221H249ZM56 226H57V228H56ZM62 228H64V227H62ZM71 228L65 227L63 229L64 231H62V230L61 231L66 232L69 229L70 232L80 231L81 234H90V235H94V236L96 235L95 237H97L98 235L101 238L103 236L104 237L106 236L104 232H100V231L90 232V231L79 230V229L75 230V228H73V227H71ZM254 228L255 227H253L252 229H254ZM20 230H21V232H20ZM31 230L32 231L33 230L42 231V233L43 234L45 233L46 236L51 235L50 236L51 240L48 241V238L50 239L49 236L45 241H43V239H40V240L37 238L34 239L30 236L27 237V235L25 233L30 232ZM56 232H58L60 234V236ZM57 236H59L60 238L58 239ZM60 239L62 240V242H60L61 241ZM46 241H48V242H46ZM243 249L246 250V252H247V256H246L247 261H245V262L240 261V260L233 257L235 259V261H234L235 264H264V245H262L261 247H258V248L257 247H251V246H249V248L243 247ZM251 253H254L259 258V262H257L258 261L257 258H253V255H251Z\"/></svg>",
	"mask_w": 264,
	"mask_h": 264
}]
</instances>
